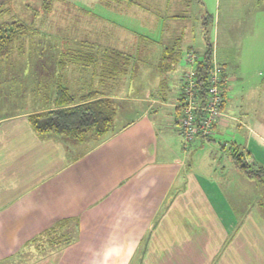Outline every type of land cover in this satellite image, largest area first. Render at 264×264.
Segmentation results:
<instances>
[{
	"label": "crops",
	"instance_id": "0c3cea01",
	"mask_svg": "<svg viewBox=\"0 0 264 264\" xmlns=\"http://www.w3.org/2000/svg\"><path fill=\"white\" fill-rule=\"evenodd\" d=\"M59 1L81 17L75 23L62 19L56 30L41 28L51 34L45 38L59 40L37 49L33 71L27 63L17 65L19 73L10 63L2 65L3 72L10 66L2 80L9 87L5 100H26L34 108L0 118V262L264 264L263 193L255 200L259 206L250 198L259 182L235 165L231 151L219 158L213 143L228 128L227 101L213 136L197 137L182 150L181 94L171 101V113L162 111L163 119L168 102L156 98L155 90L138 89L135 79L129 83V66L124 76L106 80L90 67L61 62L64 53L118 52L131 64V55L154 42L150 32L160 15L166 21L157 44L164 53L174 46L202 52L192 46L191 29L197 13L203 21L205 2ZM132 84L134 94L127 90ZM62 88L75 103L92 91L111 99L116 107L111 133L82 141L36 134L29 117L59 109ZM241 127L248 129L247 141H235V148L251 154L247 163L264 167V120ZM220 145L226 151L229 142ZM191 146L208 149L210 158L198 162L189 156Z\"/></svg>",
	"mask_w": 264,
	"mask_h": 264
},
{
	"label": "rangeland",
	"instance_id": "374dc122",
	"mask_svg": "<svg viewBox=\"0 0 264 264\" xmlns=\"http://www.w3.org/2000/svg\"><path fill=\"white\" fill-rule=\"evenodd\" d=\"M201 2H205L201 9L204 15L203 21L200 19L199 13L196 18L193 17L191 34L196 35V40L192 46L199 50L204 48V28L206 26L204 17L208 12L210 20L207 27L214 47L213 56L220 64H225L228 74L229 93L226 103L228 128L225 130L224 137L217 136L213 141L219 158L222 159L226 152L230 153L234 150L235 141H239L243 145L247 141L248 129L242 128L241 124L254 125L258 119L264 120V0H200L198 3ZM3 8L5 11L0 15V21L18 20L28 25L29 30L23 44L26 54L20 55V52L16 50L7 62L0 65V118L34 108V103H29L25 99H23L25 101L11 102L5 100L9 97L7 96L9 87L2 84V80L8 79L10 66L6 68L7 71L3 72L2 65L10 63L19 73L17 65L27 63L30 64L33 71L37 49L46 40L48 42L59 40L56 37H51L50 33L43 32L42 29L56 30L62 19L73 23L74 17H81V15H77V10L59 0H11ZM51 8L53 11L49 12ZM160 16H156L159 25L150 26L154 32L145 31L147 34L150 32L154 42L143 51L131 55L132 63L129 65L130 71L126 78L130 79L129 83L135 79L138 89H144L146 94L155 90L153 92L156 98L161 97L168 102L161 112L165 110V112L171 113L173 111L170 106L171 101L179 98L181 94L183 81L180 77L190 68V65L186 61L188 51L182 47L174 69L168 72L161 70L160 64L164 56V49L157 43H162L166 19L164 16ZM175 31L176 27H174ZM46 34H50V37L45 38ZM61 41H65V39ZM192 52L195 51L192 50ZM160 83L161 86H159ZM127 88L132 94L137 91L135 84L129 85ZM165 112H162L163 119H167ZM222 112L224 115V111ZM121 122L122 120L118 124ZM179 137L183 150L187 145H185L183 136ZM226 141L229 142V146L225 151L220 142ZM190 148L192 152L188 155L198 158V162H201L203 157L210 158L208 149H199V146H191L187 149ZM249 155L251 154L249 153ZM257 184L259 188L252 187L250 193L251 202L255 206H259L255 200L260 198V193H263L260 199L264 201V184ZM31 260L27 261L28 264H35ZM26 263L22 260L19 261V264ZM0 264L5 263L0 262Z\"/></svg>",
	"mask_w": 264,
	"mask_h": 264
},
{
	"label": "trees",
	"instance_id": "16d2710c",
	"mask_svg": "<svg viewBox=\"0 0 264 264\" xmlns=\"http://www.w3.org/2000/svg\"><path fill=\"white\" fill-rule=\"evenodd\" d=\"M10 1L11 0H0V15L5 11L3 7ZM209 20L210 15L208 14L204 19V25H206L204 28V48L202 52L195 51L198 55V59L194 66L196 73L195 78L199 90V100L202 103L205 102L207 98L208 74L212 67L214 54L213 44L209 37V30L207 27ZM28 30V25L18 20H13L11 22L0 21V65L7 62L14 51L18 50L19 52H23L25 50L23 44L28 35ZM179 55V47L174 46L167 48L160 64L161 70L164 72L171 71L177 63ZM61 57V62L64 63L69 61L82 64L85 67H90L96 73H100L102 79L106 80H116L124 76L130 65V57L118 52H95L89 55L72 52L64 53ZM221 67V87L225 90L224 103L223 106H221V111H223L227 101L228 77L225 74L224 66L221 65ZM61 92V99L57 103L59 109L35 113L29 117L30 124L36 134L42 136L55 133L66 138L82 141L89 135H94L97 139H103L111 133L116 115L115 103L111 99L103 97L99 92L92 91L91 95L88 96L89 98L85 96L82 102L75 103L74 98L69 95L66 88H62ZM184 104L185 100L182 85L178 106L180 119ZM216 125L217 123L214 125L213 133L210 137L200 138H211L214 134ZM231 153L235 165L240 170L250 178L264 184V167L257 162L247 163L245 153L238 148H234Z\"/></svg>",
	"mask_w": 264,
	"mask_h": 264
},
{
	"label": "built area",
	"instance_id": "2783aa9c",
	"mask_svg": "<svg viewBox=\"0 0 264 264\" xmlns=\"http://www.w3.org/2000/svg\"><path fill=\"white\" fill-rule=\"evenodd\" d=\"M198 55L188 52L186 61L190 68L183 76V94L185 104L180 119L181 133L185 144H189L197 136L210 137L214 125L223 116L221 106L224 103L225 90L221 87V65L213 56L212 67L208 74L207 98L199 100V90L196 83L195 63Z\"/></svg>",
	"mask_w": 264,
	"mask_h": 264
}]
</instances>
